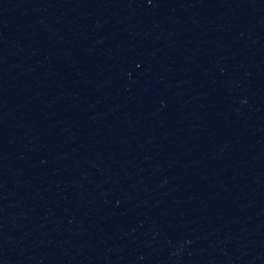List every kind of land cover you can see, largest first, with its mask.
I'll return each instance as SVG.
<instances>
[{"label":"water","instance_id":"95a60500","mask_svg":"<svg viewBox=\"0 0 264 264\" xmlns=\"http://www.w3.org/2000/svg\"><path fill=\"white\" fill-rule=\"evenodd\" d=\"M0 264H264V0H0Z\"/></svg>","mask_w":264,"mask_h":264}]
</instances>
